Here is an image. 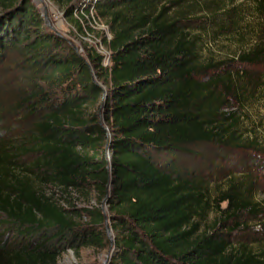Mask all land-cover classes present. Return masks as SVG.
I'll use <instances>...</instances> for the list:
<instances>
[{"label":"trees","instance_id":"obj_1","mask_svg":"<svg viewBox=\"0 0 264 264\" xmlns=\"http://www.w3.org/2000/svg\"><path fill=\"white\" fill-rule=\"evenodd\" d=\"M51 1L83 35L93 31L89 21L106 24L109 55L79 53L33 0H0V60L20 55L31 80L26 140L0 157V264H59L68 248L80 256L104 247L106 198L108 264H264V248L230 239L242 225L223 230L264 215L247 180L229 173L212 198L178 159L206 143L264 156V138L240 133L248 105L264 101V0H249L246 23L239 0ZM202 20L214 36L245 40L247 27L249 46L204 64L194 30ZM259 119L255 129L264 128ZM73 194L97 204L78 206Z\"/></svg>","mask_w":264,"mask_h":264},{"label":"rangeland","instance_id":"obj_2","mask_svg":"<svg viewBox=\"0 0 264 264\" xmlns=\"http://www.w3.org/2000/svg\"><path fill=\"white\" fill-rule=\"evenodd\" d=\"M33 1L44 14L51 31L65 38L79 53L86 56V47H91L104 56L109 55L104 41L111 38V33L106 24L89 21L86 26L89 25L93 31L83 35L66 20L63 10L54 2L51 0ZM241 1L243 0H239L240 3H243L240 8L243 12V18L247 17L242 22H251L253 10L250 8L249 0ZM80 3L83 4L82 6L87 7L92 3V0H78L77 5ZM204 22L205 20H202L200 22L201 26L194 28L195 32L201 36L202 62L204 64L226 61L234 57L241 47L249 46L250 40L247 41V39L250 34L247 33V27L241 30L246 36V39L242 40L243 37L239 39L238 32H236V37L221 34L214 36L209 27V29L204 28L206 25ZM207 77L206 74L205 78ZM30 86L31 80L25 65L21 62L20 55L12 53L7 59L0 60V157L4 151L8 152L10 150L13 152L15 148L18 149V152H21L18 147L26 140L25 137L21 138V135L26 131V128H29L23 112L24 107L28 105L23 99L25 96L23 91L28 93L26 89H30ZM244 113L245 122L242 123L240 133H243L246 137L250 132H253L260 139H263L264 128L255 129L253 123L254 121L259 122V117L264 114V101L256 100L248 105V109ZM231 150L218 147L213 143L190 145L186 150L179 153V167L184 172H195L199 178L204 179L212 198H217L221 191L227 187V175L236 173L239 178L247 180L251 192H254L264 205V156H259L250 149L235 148ZM107 155L110 159L109 152ZM28 160L29 158L21 159L23 163ZM73 195L76 197L75 202L78 206L97 204L96 197L89 201L83 196ZM102 206L110 225L108 203L103 202ZM226 206L227 202L221 203V209ZM216 216L214 213L209 214L202 223L203 229H209ZM237 223L242 227L231 233L230 239L232 241H244L252 247L264 248V215L245 214L238 218L236 222L234 220L228 221L223 230L230 231L228 227ZM1 231L3 230L1 229ZM2 235L17 240L12 231L8 232L6 230L2 232ZM110 238H114L112 230L109 233ZM110 241L111 239L102 248L83 247L80 256H77L72 249L68 248L62 255L59 264H104L114 251V244Z\"/></svg>","mask_w":264,"mask_h":264},{"label":"water","instance_id":"obj_3","mask_svg":"<svg viewBox=\"0 0 264 264\" xmlns=\"http://www.w3.org/2000/svg\"><path fill=\"white\" fill-rule=\"evenodd\" d=\"M104 95H106V92H104ZM103 105H104V103H103ZM110 153V152H109ZM110 157H111V153H110ZM104 202H107L108 203V199L106 198L105 200H104ZM107 233H108V235H109V233H110V231H111V228H110V225H109V223H108V220H107ZM111 239V243L113 244L114 243V240L112 239V238H110ZM109 259H110V257H108L107 259H106V261H105V263L104 264H108L109 263Z\"/></svg>","mask_w":264,"mask_h":264}]
</instances>
